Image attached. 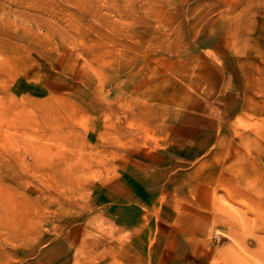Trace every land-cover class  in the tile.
I'll list each match as a JSON object with an SVG mask.
<instances>
[{
  "label": "rangeland",
  "instance_id": "374dc122",
  "mask_svg": "<svg viewBox=\"0 0 264 264\" xmlns=\"http://www.w3.org/2000/svg\"><path fill=\"white\" fill-rule=\"evenodd\" d=\"M239 252L264 264V0H0V264Z\"/></svg>",
  "mask_w": 264,
  "mask_h": 264
},
{
  "label": "bare ground",
  "instance_id": "6f19581e",
  "mask_svg": "<svg viewBox=\"0 0 264 264\" xmlns=\"http://www.w3.org/2000/svg\"><path fill=\"white\" fill-rule=\"evenodd\" d=\"M238 241V240H237ZM240 243V242H239ZM243 249V248H241ZM246 255L243 253V252H239V254L237 255V261H238V264L242 263L245 261L246 259ZM234 259V258H233Z\"/></svg>",
  "mask_w": 264,
  "mask_h": 264
}]
</instances>
